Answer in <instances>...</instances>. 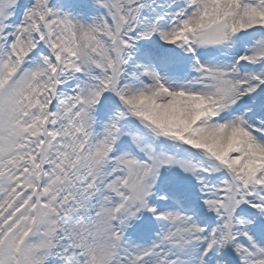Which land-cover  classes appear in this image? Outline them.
I'll return each mask as SVG.
<instances>
[{
	"label": "snow or ice",
	"instance_id": "1",
	"mask_svg": "<svg viewBox=\"0 0 264 264\" xmlns=\"http://www.w3.org/2000/svg\"><path fill=\"white\" fill-rule=\"evenodd\" d=\"M0 264H264V0H0Z\"/></svg>",
	"mask_w": 264,
	"mask_h": 264
}]
</instances>
